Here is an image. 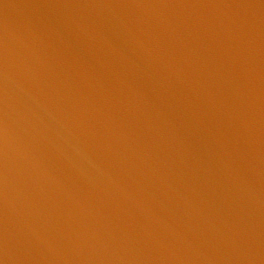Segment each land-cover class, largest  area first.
<instances>
[{"label": "water", "instance_id": "1", "mask_svg": "<svg viewBox=\"0 0 264 264\" xmlns=\"http://www.w3.org/2000/svg\"><path fill=\"white\" fill-rule=\"evenodd\" d=\"M0 264H264V0H0Z\"/></svg>", "mask_w": 264, "mask_h": 264}]
</instances>
